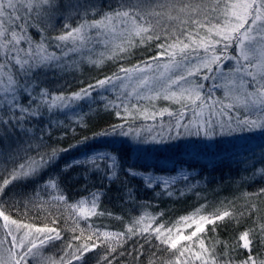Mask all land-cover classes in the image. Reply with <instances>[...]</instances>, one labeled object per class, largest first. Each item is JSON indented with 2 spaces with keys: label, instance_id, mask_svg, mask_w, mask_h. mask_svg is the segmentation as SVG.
Instances as JSON below:
<instances>
[{
  "label": "snow or ice",
  "instance_id": "1",
  "mask_svg": "<svg viewBox=\"0 0 264 264\" xmlns=\"http://www.w3.org/2000/svg\"><path fill=\"white\" fill-rule=\"evenodd\" d=\"M56 19L61 20L59 27L53 23ZM145 44L157 50L153 56L131 67L119 63ZM109 61L116 62L115 71L81 80L75 91L54 92L40 80L45 70L79 71L84 64L99 70ZM207 81L212 83L206 86ZM221 89L222 95L216 96ZM0 91V264H89V253H95V264H264V218L253 216L260 210L258 202H264V184L242 193L251 201L246 213L252 225L232 243L216 235L207 237L208 225L216 233L217 221L227 217L238 223L237 217L245 215L227 206L204 214L202 204L174 222L160 221L163 213L145 211L119 232L80 225L94 216L112 215L101 209V202L121 171L140 177L149 189L161 187L168 196L184 194L176 177L122 168L118 151L106 141L214 142L264 131V0H0ZM93 92L103 101L101 106L93 107L97 98ZM105 92L116 95L109 98ZM132 96L149 103L163 99L178 107L155 111L139 103L129 107ZM81 102L88 104L89 113L111 111L123 122L67 147L49 145L45 136H51L52 124L63 123L51 117L61 111L75 113ZM89 113H76L75 123L86 126ZM45 115L48 127L34 135L33 122ZM165 115L175 117L174 122L150 137L133 127L138 117L156 120ZM74 148L83 150L80 158L59 172L49 171L61 154ZM76 168L83 171H71ZM92 175L100 177L101 187L88 188ZM181 176L187 189L201 182L196 179L201 173L194 168ZM258 177L264 179V167L242 179ZM77 180L84 181L81 187L87 195L71 200L65 185ZM28 182L35 184L30 191H15ZM119 191L127 202L135 201L130 185ZM49 205L67 210L72 221L67 240L62 235L66 229L56 226L57 216L47 213L51 226L23 218L29 210L39 213ZM241 252L239 258L232 255Z\"/></svg>",
  "mask_w": 264,
  "mask_h": 264
},
{
  "label": "trees",
  "instance_id": "2",
  "mask_svg": "<svg viewBox=\"0 0 264 264\" xmlns=\"http://www.w3.org/2000/svg\"><path fill=\"white\" fill-rule=\"evenodd\" d=\"M61 3H63V0H61ZM53 23L56 27H59L61 20L56 19ZM32 35L38 39L36 31H33ZM100 50L101 48L98 47L97 51ZM156 51L154 48L149 50V44H145L133 49V55L128 60L119 61V63H123L126 67H131L133 63H138L142 59L146 60L153 56ZM76 55L78 54H70V56ZM161 62H167L166 58H161ZM116 67V62L109 61L99 70L87 64H84L79 71H61L60 69L45 70L40 73V80L43 82V86L48 87L54 92L58 90L71 92L81 86L79 81L89 82L96 77L102 78L103 74H111V72L116 70ZM225 67L227 68V65ZM211 83V81L205 82L206 86ZM222 91V89L216 91L215 95L218 97L221 96ZM104 95L109 98H114L116 93L105 92ZM93 96L97 97V94L93 92ZM2 97L3 92L0 91V99ZM135 103L148 106L152 111L164 108L175 110L178 107L163 99L149 103V101L144 100L137 101L134 96L130 97L129 107ZM102 104L103 101L97 97L93 107H98ZM81 111L89 113L87 103L81 102V107L76 109L75 113L68 111L56 112L51 117V120L61 121L63 123L59 125L52 124V134L51 136H45L46 142L53 147H67L69 144H75L80 137L90 136L92 133L100 131L111 123L123 122L119 117L113 115L111 111L99 114L90 112L85 118L87 122L86 126H79L75 123V114ZM2 114L0 112V115ZM191 115V112L187 113V116L190 117ZM174 119L175 117H169L167 115L163 117L157 116L156 120H145L138 117L133 123V127L144 129L142 136L150 137L166 129L169 126V121L174 122ZM48 125L49 117L47 115L39 121H34L33 134L39 135L40 129L48 127ZM71 129H75V131ZM65 132H67V135H64ZM19 135L20 133H17V136ZM195 142L199 141L197 140ZM105 143L111 145V147L118 151L124 150L125 162L130 163V167L133 169L139 167L142 169L152 168L159 173H166L173 171L178 166L187 167L189 170L190 168H194L196 172L201 173V176L196 177L201 182L195 188L187 189L185 188L186 182L183 181L177 184V187L184 194L179 195L178 193H174L172 196H168L162 188L149 189L142 181L122 175L107 189V195L104 196L101 202V209L112 213V215L92 217L89 223L94 227H100L101 229L109 231H123L125 225L130 220L140 216L145 211L150 215L163 213L162 216H159L160 221L174 222L177 218L189 214L202 204L205 205L204 214L211 213L217 208L223 209L225 206L235 213L245 212V215L237 217L238 223L227 217L224 221H217L218 227L216 233H212L210 231L211 225H208L207 237L216 235L220 240L232 243L240 232L252 225V219L246 213L247 205L251 201H246L242 193L254 191L264 184V179L258 177L255 181H250L244 180L242 177H248L255 169L264 167V131L260 133L256 131V134H252L245 142H237L233 146H221L204 151L188 150L185 147H181L180 144H177L178 142H175V144L168 143L166 148H159L162 150L156 151L151 148V144L138 143L137 141H132L131 138H117L106 141ZM79 150L82 149L74 148L69 152L61 154L60 159L63 158V161L59 162V164L62 166L65 165L66 160L73 159V156L66 159L70 155L69 153L75 152L76 154ZM71 171L79 173L83 169L76 168ZM193 176H195V172ZM104 183L107 184L106 181ZM82 184H84L83 180L66 183V192L71 200H77L87 195V192L81 187ZM87 184L89 189L99 188L101 187V179L97 175H92ZM125 184L135 189V201L132 203L123 199V193L119 191ZM23 185H19L15 191L20 192ZM229 201L232 203H229ZM258 204L260 210L259 212L253 213V216L264 218V202H258ZM117 217H120V219H117ZM23 218L29 223H36L41 226L48 223L51 226V221L40 223L34 220H27L25 217ZM56 226L66 229L62 232L66 240L71 236L70 229L72 228V223L64 226V223L62 224L61 221ZM60 243L59 241L56 242L58 246ZM205 243L210 244L211 240L206 239ZM217 250L219 251V248ZM46 251L55 253L57 249H49ZM241 254L243 253H232L237 258ZM94 255V253L88 254L89 261Z\"/></svg>",
  "mask_w": 264,
  "mask_h": 264
},
{
  "label": "rangeland",
  "instance_id": "3",
  "mask_svg": "<svg viewBox=\"0 0 264 264\" xmlns=\"http://www.w3.org/2000/svg\"><path fill=\"white\" fill-rule=\"evenodd\" d=\"M257 131H258V133L262 132L260 130H257ZM252 134H256V131L250 133L249 135H248L247 132H245L243 134L237 133V134H234L232 136H228V137H224V138L218 139V140H216L214 142H205V141L195 142L197 140L185 139V140L178 141L177 144H180L181 147H185L188 150L191 149V150L204 151L206 149L210 150V149H213V148H219L221 146H233V145L237 144V142L238 143L245 142V141H247L249 139V137ZM132 141H134V140H132ZM150 144H151V148L153 150L160 151V150L166 148L168 143H166V144L150 143ZM171 144H175V143H171ZM159 148H162V149H159ZM82 151L83 150H79V151H77L76 154H75V152H70L69 153L70 155L66 159L70 158L71 156H73V159L80 158ZM118 153H119V156H120L122 168L130 167V163H128V162L126 163L125 162L124 150H119ZM73 159L66 160L67 162L65 164L71 162ZM61 161H63V158L62 159L59 158V160L55 164L54 168L50 169L49 171L59 172V170H60V168L62 166V165L59 164V162H61ZM135 170H137V171L154 172L156 175H159V176H161V177H163L165 179H167L169 177H176V185H177V184L183 182L181 173L183 171H188L189 169L187 167L178 166L177 168H174L173 171L166 172V173H159L157 170L152 169V168H144V169H142V168L139 167V168H137ZM122 175H125V173L123 171H121L120 177ZM130 177H132V176H130ZM133 178L142 181L140 177H133ZM34 186H35V184L33 182H28V183H26V184H24L22 186V188H21L22 190L21 191H30ZM155 188H161V187H154V188H151V189H155ZM21 211H23V209H21ZM47 213H51L52 216H57L59 218L60 222L62 221V224L64 223V226H67L69 223H72V221L68 219L67 210L64 209L62 206L58 208V207H56L54 205L46 206L45 211H41L39 213H37L35 210H29L28 213H27V216L25 218L27 220H34V221H38L40 223H44L46 221L50 222L51 221V216H48ZM86 223H89V221H87V222L80 221L81 227H84L86 225ZM114 232H117V231H114ZM130 243H131V241L129 242V244ZM127 246L128 245H125V247H127ZM99 251H100V249H97V252H99ZM89 264H95V255L89 261Z\"/></svg>",
  "mask_w": 264,
  "mask_h": 264
}]
</instances>
